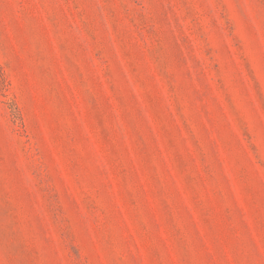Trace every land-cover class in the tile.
Instances as JSON below:
<instances>
[{
	"label": "rangeland",
	"instance_id": "obj_1",
	"mask_svg": "<svg viewBox=\"0 0 264 264\" xmlns=\"http://www.w3.org/2000/svg\"><path fill=\"white\" fill-rule=\"evenodd\" d=\"M0 264H264V0H0Z\"/></svg>",
	"mask_w": 264,
	"mask_h": 264
}]
</instances>
